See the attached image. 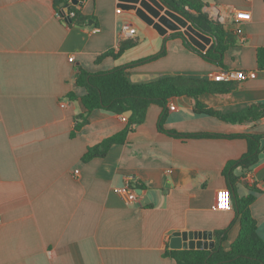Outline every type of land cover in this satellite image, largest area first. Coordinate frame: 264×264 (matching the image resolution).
<instances>
[{"label":"crops","instance_id":"crops-1","mask_svg":"<svg viewBox=\"0 0 264 264\" xmlns=\"http://www.w3.org/2000/svg\"><path fill=\"white\" fill-rule=\"evenodd\" d=\"M54 1L0 0V264H177L165 256L175 233L213 232L216 243V231L228 228L222 246L229 251L240 220L234 205L231 211H214L213 205L218 191L229 189L224 170L247 152V140H183L161 133L164 109L152 105L123 145L84 162L89 148L120 133L127 121L96 110L72 136L76 117L86 112V91L76 77L78 68L108 72L165 49L164 57L130 69V80H214L219 71L256 72L255 79L232 83L231 92L204 94L199 101L225 115L264 105V70L256 62L264 48V0H202L204 12L224 17L237 41L225 54L224 68L190 51L182 39H171L173 33L161 36L119 0L81 2L90 18L82 28L62 22ZM236 10L249 12L251 20L237 23ZM124 23L137 33L122 35ZM123 40L137 44L118 59L97 61ZM72 92L77 99L68 97ZM167 111L169 131L264 134V118L241 124L198 115L188 96L171 99ZM261 148L263 154L264 139ZM235 174L240 197L250 193L248 186L264 188V157L252 171L238 168ZM131 176L139 202L129 204L118 189ZM251 211L264 239V193Z\"/></svg>","mask_w":264,"mask_h":264},{"label":"trees","instance_id":"trees-1","mask_svg":"<svg viewBox=\"0 0 264 264\" xmlns=\"http://www.w3.org/2000/svg\"><path fill=\"white\" fill-rule=\"evenodd\" d=\"M74 0H55L54 7L61 21L70 27H86L90 18L84 15L82 4H73ZM81 1V0H80ZM169 10L187 19L198 31L216 40L214 47L208 52H202L188 41L183 32L173 33L171 39H182L186 48L198 54L211 64L224 68L225 54L229 48L234 47L237 41L233 31L228 30L224 24L211 18L204 12L205 4L202 0H160ZM67 10L69 16H63L62 10ZM70 14H73L72 16ZM92 19L95 20L93 17ZM93 25L95 28L97 27ZM137 41L123 40L118 49H112L99 56L98 62L105 58L118 59L127 50L135 47ZM166 55L163 49L157 55L136 61L108 72L90 73L78 68L76 83L85 89L86 94L81 98L86 112L76 117V124L72 136L77 135L88 124L90 114L96 110H103L127 118L126 127L118 134L105 139L100 144L88 149L83 157L84 162L98 158H105L114 145H123L128 136L137 126L144 124L148 109L152 105H158L164 109L158 122V130L172 137L188 140L203 138H245L248 142V150L240 159L231 161L224 170V176L231 191L234 210L240 220L241 230L236 241L227 251L224 242L228 238L230 228L216 231V243L212 250H171L167 248L166 257L173 258L177 264H264V239L258 233V223L253 217L251 206L256 201L257 195L264 193V188L258 185L248 186L250 193L240 197L238 184L241 178L235 171L240 168L246 172L252 171L260 162L262 153L261 142L264 134L222 135L214 133H178L165 128L168 116V104L176 97L188 96L193 101L194 112L198 115H209L229 123H245L250 120L257 121L264 118V105L257 104L249 110L222 114L219 111L207 108L199 100L204 94H223L235 89L232 83L217 82L214 80H199L186 77L161 79L151 83L136 84L129 78V70L145 63L158 60ZM257 64L260 70H264V48L257 51ZM71 100L77 99L75 93H70Z\"/></svg>","mask_w":264,"mask_h":264},{"label":"water","instance_id":"water-1","mask_svg":"<svg viewBox=\"0 0 264 264\" xmlns=\"http://www.w3.org/2000/svg\"><path fill=\"white\" fill-rule=\"evenodd\" d=\"M85 0H74L73 4ZM125 10H135L137 17L152 26L161 36L169 37V33L183 32L197 49L207 52L216 44V40L198 31L187 19L166 8L160 0H119ZM140 5V7H138ZM209 46V48H208ZM126 113V117L131 116ZM264 157V153L260 158ZM213 232L175 233L171 240L173 250H212L215 247Z\"/></svg>","mask_w":264,"mask_h":264},{"label":"built area","instance_id":"built-area-1","mask_svg":"<svg viewBox=\"0 0 264 264\" xmlns=\"http://www.w3.org/2000/svg\"><path fill=\"white\" fill-rule=\"evenodd\" d=\"M123 12L122 8L117 9V13L121 14ZM63 16H69L67 10H62ZM71 16L73 14H70ZM251 14L247 11H241V10H236L234 11V19L237 23L240 22H248L251 20ZM59 18L61 19V16L58 15ZM219 22L221 23L225 22L224 17L218 16L216 18ZM96 29H94V32ZM137 33V30L135 27H133L129 23H124L122 26V35L124 36H134ZM70 62L74 61V57H71ZM256 72H247V71H236V70H229V71H219L218 74L214 75V81L217 82H224V83H234V82H245L250 79H255L256 78ZM62 107H65V104H61ZM171 110H175V107H171ZM125 121H127V117H123ZM78 173V171H77ZM128 182L127 184L121 188L118 189V192L124 197L127 203H138L139 202V196L136 192V190L133 188L132 184L130 182H134V177H128L127 178ZM232 199V194L230 189H222L218 191L217 196H216V201L213 205V210L214 211H231L233 209V200ZM0 223H2V220L0 219Z\"/></svg>","mask_w":264,"mask_h":264}]
</instances>
